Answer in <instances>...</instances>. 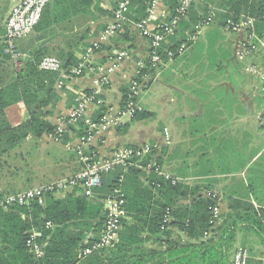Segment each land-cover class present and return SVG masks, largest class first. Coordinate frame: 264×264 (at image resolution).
I'll return each mask as SVG.
<instances>
[{"label": "crops", "instance_id": "0c3cea01", "mask_svg": "<svg viewBox=\"0 0 264 264\" xmlns=\"http://www.w3.org/2000/svg\"><path fill=\"white\" fill-rule=\"evenodd\" d=\"M18 1H0L2 39L5 19ZM116 2L117 0H94L90 13H78L44 28L34 29L28 36L15 42L16 58L9 53L8 63H0V77L7 82L13 78L12 71L19 70L25 60L47 55L61 60L72 57V65L68 68L73 69L82 58H86L82 74L67 75L72 76V79H64L65 86L62 88L54 83V99L46 106L51 112L43 119L57 127L61 122L60 118L69 115L71 108L75 106L79 93H95V100L88 105L85 114L86 119L95 120V115H113L118 111L122 106V92L127 89L129 80L140 72L143 81L151 78L150 84L160 82L159 72L155 73V69L148 67V41L134 28L135 21L146 14L147 8L140 11L137 4L133 3L120 31L108 39H101V33L112 20ZM53 5L54 3L51 7ZM198 5H203V2H198L196 7ZM162 8L167 9L168 6L163 0H159L155 14L158 15ZM210 30H216L222 35L216 42L214 49L217 54L212 63L207 58L206 34ZM239 36L240 34L237 36L223 28L216 18L213 19L208 26L202 28L199 37L180 60V86L171 81L165 83L166 90L179 93L182 101L180 115L172 113L166 119L170 125L165 128L170 134V144L165 145L164 160L170 164L163 167L170 173L178 174L177 177L186 186L199 185V194L218 207L219 215L212 229L220 224L235 227L232 252L238 246L245 247L249 254L247 264H264V215H252L254 219L260 220V229L258 225L255 227L251 223L247 215L242 218L237 215L243 212L244 206L252 205L258 209L260 203H264L263 190H257V194L252 190L264 187V180L259 179L260 175H264V165L256 166L264 152V130L257 123V113L264 106V98L258 91L257 80L244 68L249 63H255L257 51L244 59L236 58ZM94 44L97 46L94 47ZM4 51L8 53L6 49ZM119 51L126 52L128 58L118 59L116 52L120 53ZM221 52L226 56L223 60H220ZM173 63L161 65V70L169 69ZM173 67L170 70L173 71ZM214 70L222 71L223 81H218L219 76L215 80ZM57 76L61 78V74ZM210 77L213 78L208 83L212 84L204 91L202 85ZM170 101L173 102L174 98ZM4 113L5 122L12 127L29 118L22 101L9 106ZM176 123L179 124V133ZM77 129V125L69 127L61 140H55L53 133H42L40 136L28 134L19 145L0 154V190L7 193L22 191L77 173L80 169V162L74 151L79 137ZM152 131L149 133L145 124L137 123L136 119L125 118L119 128L110 127L102 132L101 138L94 141L90 148L98 157H102L117 147L138 146L146 138H149V142H159L160 136L153 135ZM104 180L107 183L109 177ZM76 189L75 193L68 190L53 195L59 199L71 193L75 196L81 193L80 188ZM106 192L99 188L92 197H88L89 203L102 204ZM99 194H102V198ZM139 206L140 204L133 206V210L127 211L119 243L127 245L130 238H139L141 242L136 247L146 255L150 250L163 251L170 243L182 244L190 240L174 226H169V237L151 233L147 227V220L151 215H139L135 211ZM96 234L88 231L83 243ZM159 258L150 256L149 261L144 264H155ZM124 264L128 262L125 260Z\"/></svg>", "mask_w": 264, "mask_h": 264}, {"label": "trees", "instance_id": "16d2710c", "mask_svg": "<svg viewBox=\"0 0 264 264\" xmlns=\"http://www.w3.org/2000/svg\"><path fill=\"white\" fill-rule=\"evenodd\" d=\"M163 1L166 2L172 12L179 2V0ZM209 1L210 3L204 4L203 12L202 14L198 13L197 18L191 19L189 15L181 17L178 22L181 28L176 32V35L179 33L182 35L181 39L172 44L165 43L162 45L163 49L173 52L171 62L181 60L187 54L186 51L199 37L200 32L196 34L195 40L189 42L185 33L188 32L186 30L189 28V33H196L195 26L208 16L209 11L214 13L213 19L219 20L223 28H225L227 20L239 21L240 19L251 18L254 19L253 31L255 27L258 35L264 34V0ZM93 2L94 0H50L44 7L40 20L34 29L44 28L51 23L67 19L78 13H90ZM199 2H203V0H199ZM52 3L54 5L51 7ZM133 3L138 4V10L144 11L147 8L148 0H132L131 5ZM197 4L194 3L191 7L193 8ZM182 25L184 26L182 27ZM206 36L208 38L207 58L212 63V59L216 58L214 55L217 54L214 49L216 42L222 38V35L216 30H210ZM182 42L187 43V48L182 54H178L177 49ZM6 47L4 39L0 38V63L3 64L10 60V54L4 51ZM220 56V60L226 57L223 52ZM40 58L25 60L19 70L12 71L13 78L7 82H4L3 78L0 77V139L3 136L6 137V142L10 145L6 148L15 145L19 137L22 140L28 134L40 136L42 133L55 131L56 126L43 119L45 116L42 115L49 114L45 107L54 99V83L56 84L58 80L65 78L62 75L61 78H58L57 75L60 73L39 69ZM71 58L60 59L67 75L71 74V69L68 68L69 65H72ZM162 59L167 61L168 57L163 54ZM148 67L153 68L149 63V57ZM141 76L142 72L137 76L138 80L141 79ZM127 91L124 89L122 92L121 104L126 100ZM19 101H22L26 106L29 118L24 123L12 127L5 122L4 111ZM144 115L145 112L142 108L132 118L139 119ZM95 116L93 121L98 122L101 116L100 114ZM77 128L79 135H81L84 131V125L79 123ZM6 148L4 147L5 150ZM4 149L3 151H5ZM90 150L92 151L91 148ZM154 157L156 164L159 167L163 166L165 148L159 155L157 150L153 149L150 155L143 159L142 164L146 165ZM144 171L135 166L127 167L124 171L121 167H116L110 173L102 176V185L99 188L107 191V194L112 186L116 185L117 179L122 176L121 187L126 197L127 211L133 210V206L140 204L139 209L137 208L135 211L139 215H151L149 220L146 219L148 230L151 233H159L169 237L171 236L169 226H174L183 231L190 240L182 244L173 242L163 251L150 250L144 255L136 247L141 239L130 238L127 245L121 244L119 243L120 231L118 242L112 247L93 252L83 258L79 257L78 251L85 246L83 240L87 232L97 233L93 238H88V241L97 238L104 215L102 204L89 203L88 197L80 189L81 193L72 195L75 190L77 191L75 188L73 189L74 193L67 194L62 199L55 198L53 194L47 195L43 205L32 201L27 205H13L8 210L0 209V264H124L125 260L128 264H144L153 255L160 257L155 264H229L234 252H232V245L235 240L236 229L234 226L223 224L212 229L216 218H214L211 208L215 204L199 194L200 186L188 187L179 177L180 180L172 184L170 179H165L159 175L155 167L148 172ZM171 176L177 177V175ZM105 177H109L107 183L104 180ZM259 179L264 180V175H260ZM99 188L95 191L98 192ZM252 190L256 191L257 194V190L264 192V187L252 188ZM98 196L102 198V194ZM187 199L189 200L188 203L182 202ZM167 207L171 211V221L161 228ZM237 215L240 218L247 215L251 223L255 227L258 225L260 229V220L254 219L252 215H264V203H260L258 209L252 205L244 206L243 212L241 211ZM47 222H50L52 226L47 228ZM32 231L39 233L37 242L43 246L44 251L41 258H35L26 246V239ZM134 256L137 259H131Z\"/></svg>", "mask_w": 264, "mask_h": 264}, {"label": "built area", "instance_id": "2783aa9c", "mask_svg": "<svg viewBox=\"0 0 264 264\" xmlns=\"http://www.w3.org/2000/svg\"><path fill=\"white\" fill-rule=\"evenodd\" d=\"M50 0H19L10 10L4 23V42L7 45L6 51L17 56L15 50V42L23 37L28 36L33 32L34 27L39 22L42 11ZM159 0H148L146 14L134 23L135 30L148 41L149 46V63L152 67L162 63V55L165 54L170 60L173 52L168 49H163L162 45L169 44V40L176 35L177 22L184 17L189 8L199 0H179L177 7L171 13V17L161 11L158 15L155 14L157 3ZM132 0H118L116 7L113 10L112 20L101 33V39H108L114 36L125 23L126 16L129 13ZM214 13L209 11L208 16L202 19L196 26V33L185 32L189 42L196 39L201 29L210 24L213 20ZM254 19H240L239 21L227 20L225 29L230 32L245 31L247 36L238 41L235 57L244 59L252 54L255 50V45L251 42L253 36ZM250 29V30H249ZM97 44H94L96 47ZM187 48V43L182 42L177 53L182 54ZM91 49L88 51V54ZM118 59L128 58L126 52H116ZM86 58H82L76 68H71V75H80L85 67ZM38 67L41 70L60 73L63 78H69L66 74L62 62L55 56H43ZM246 72L255 75L258 80V91L264 98V69L257 65H250L245 68ZM138 75L130 79L127 87L126 100L122 106L116 111L113 116L108 113L101 116L98 122L86 119V109L88 105L95 100V93H79L75 99V106L70 111L68 117H65L60 125L56 128L55 140H59L65 131L71 126H76L79 123L84 125V131L78 137L75 146V153L80 162V169L73 176L62 178L54 182L28 188L17 192H3L0 190V209L8 210L13 205H27L32 201H36L40 205L45 202V197L49 194L63 193L68 190L80 188L83 194L87 197H92L96 189L102 185V176L113 171L116 167H121L123 171L130 166L143 168L149 171L155 167L156 172L162 175L165 179H170L172 184H175L180 179L172 177L168 172L163 171L157 164L152 163L151 160L146 165L142 164L143 159L150 155L157 145L154 143H145L140 146L122 147L112 150L104 157H98L95 152L90 150L94 143L96 136L101 137L102 132L108 127L117 126L122 123L123 119H130L137 111L142 110L140 104V91L142 87V80H138ZM72 77V76H70ZM58 88L65 86L63 79L56 82ZM258 121L260 127L264 130V106L258 113ZM170 143L169 132H164V144ZM122 176L117 179L116 185H113L111 190L105 194L102 199V213L104 215L101 230L97 238L93 240H86L85 246L79 250V257H86L93 252L101 249L112 247L118 242L119 233L122 227L123 220L127 215L126 197L121 187ZM214 218H218V207L214 205L212 208ZM162 220L161 228L164 224L171 221L170 208H166ZM214 223V222H213ZM50 222L46 223V227H51ZM38 232L32 231L27 239L26 246L29 252L35 258H41L44 254L43 246L37 242ZM249 258L248 251L245 247L238 246L231 257L229 264H247Z\"/></svg>", "mask_w": 264, "mask_h": 264}, {"label": "rangeland", "instance_id": "374dc122", "mask_svg": "<svg viewBox=\"0 0 264 264\" xmlns=\"http://www.w3.org/2000/svg\"><path fill=\"white\" fill-rule=\"evenodd\" d=\"M0 1L2 2V1H6V0H0ZM170 1H172V0H170ZM205 3L208 4V3H210V1L209 0H203V5H198L197 7L194 6L193 8L191 7L192 9H194V11H192V9L189 8L188 12L186 13V16L189 15L191 19H193L194 17L197 18L198 13L202 14V12H203L202 11V7L204 6ZM164 4H166V2ZM137 6H138V4H137ZM199 6H201V7H199ZM162 11L165 12V14L168 16V18L172 16L171 15L172 11L169 8H167V9L162 8ZM180 20H178V22ZM178 22H177L176 26H177V29L179 30L181 27L178 25ZM183 26L184 25H182V27ZM257 29H258V27H257ZM186 31H189V28ZM232 33H236L237 36L240 34V36L238 38V41L243 40L247 36L246 32L245 31H241V30L240 31H236V32L232 31ZM181 36L182 35H180V33H179V35H175L173 38H171L169 40V43L172 44L173 42H176L177 40L181 39ZM234 37H236V35H234ZM251 42L256 47L255 50L252 52V54H254L257 51L256 58L254 59L255 63H249V64L245 65L244 68H246L247 66H250V65H257V66L262 65V67L264 69V34L263 35H258L256 33V28L255 27H254V32H253V36H252ZM148 56H149V52H148ZM170 62L171 61L169 59L167 61H163L162 60V63H160L159 65H157V66L152 68V69H155V73L159 72L158 77L160 79V82H154V84H150L151 78H147L146 80L144 79V81H143V79H141L142 80V82H141L142 83V87H141V91H140V96H142V99H139L140 100L139 102L142 105V108H143V110L145 112V115L142 118L136 119V122L145 124V129H147L149 131V133L153 130L152 134L160 136V139H159V142H157L156 140L153 141V142H149L150 141L149 138H146V141L143 142L140 145H143L145 143H154V144H156L157 145L156 146L157 147L156 150H157L158 155L161 153L163 148H166L165 145H169L170 144V143L169 144H164L165 128L166 127H168V128L170 127V125L167 124L166 119H167L168 115H171L172 113L173 114L175 113V115H180V108H181V101H182L179 93H175L174 94V93L170 92V90H166V88H165V86H166L165 83L166 82H170L171 81L174 85L180 86L181 81H182V75L180 73V65H181L180 60L174 62L176 64L173 63V65L170 66L169 69L166 68V69L161 70V65H165L166 63H170ZM16 63H18V62H16ZM174 65H175V67H173ZM172 67L174 68L173 71L170 70ZM213 73H214V76H215L214 77L215 80L219 76L218 81L219 80H220V82L223 81L224 75H221L222 71L214 70ZM250 75L257 80V77L255 75H252V74H250ZM212 78L210 77L209 79L208 78L205 79V83L202 85L204 91L209 87V85L212 84L211 82L208 83V80H212ZM68 79H72V77H69ZM257 84H258V80H257ZM143 87H145V88H143ZM142 90L144 92H142ZM171 98H174L173 102L170 101ZM141 100H142V102H141ZM260 100L262 101L261 97H260ZM71 110H72V108H71ZM46 111H49V114L51 112L50 109H48V108H46ZM49 114L42 115V116L47 117ZM67 115H65L64 117L60 118L61 122L63 121V119L65 117H68ZM113 115H110V116H113ZM60 123L58 124V126L60 125ZM257 123L259 124L258 113H257ZM119 126L120 125H117V126L111 125V128H117ZM176 126L178 127L177 133H179V130H180L179 129V124L176 123ZM255 126H256V124H255ZM259 126H260V124H259ZM108 128H110V127H108ZM55 132H56V128H55V131L53 132L54 139H55ZM16 134H18V133H16ZM169 136H170V134H169ZM62 138L63 137H60L59 139L61 140ZM99 138H101V137H99ZM99 138L96 136V139L94 141L95 142L98 141ZM0 140H1L0 141V154H2V153L4 154V153L8 152L9 150L13 149L15 146L19 145L20 142L22 141L20 139V137H19V139H17L15 145H13L11 148H6V147L10 146L9 143L6 142L7 141L6 137L3 136L2 139H0ZM140 145H138V146H140ZM4 147L6 148V150L4 149ZM122 147H129V146H121V147H117L116 149L122 148ZM3 149L5 151H3ZM3 156H5V155H3ZM102 157H104V156H102ZM169 161H170V159H169ZM151 162L156 164L155 157L153 159H151ZM169 164H170L169 162H166L165 160L163 161V166L164 165H169ZM256 165L257 166L264 165V154L258 159ZM163 166H161L160 168L163 171L168 172V171H166L164 169ZM140 169L146 170V169H143V168H140ZM168 173L171 174L172 172L171 173L168 172ZM171 175H177L178 176V174H176V173H172Z\"/></svg>", "mask_w": 264, "mask_h": 264}]
</instances>
